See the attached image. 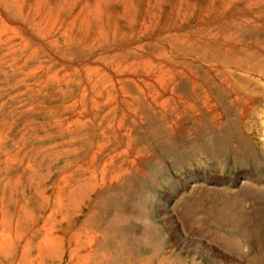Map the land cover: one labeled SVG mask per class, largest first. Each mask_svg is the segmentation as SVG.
<instances>
[{"label":"rangeland","instance_id":"obj_1","mask_svg":"<svg viewBox=\"0 0 264 264\" xmlns=\"http://www.w3.org/2000/svg\"><path fill=\"white\" fill-rule=\"evenodd\" d=\"M57 1L59 3L61 0ZM77 1L80 4L76 6L77 9L74 8V16H78L79 10L87 2ZM117 1L112 0L103 7V17L113 20L116 27L120 23L125 28L121 30L123 34H112L109 37L110 41L105 38L104 40L107 41H102L103 44L93 42V38L87 37L88 32L85 34L83 29L78 30L79 25L76 23L72 28L73 33L68 34L65 39L67 29L59 20L58 30L61 28L64 34L59 36L56 33L52 41L48 38L52 36L49 33L50 36L43 31L48 36L42 37L41 33L36 32L37 26L33 19L23 20V17L11 14L16 21L25 25L27 23L26 26L30 28L33 26V32L38 38L34 40L31 35H27L21 27L17 26V23H15L17 25L8 23L10 26L14 25L19 34L26 38L28 48L22 51L21 44L17 46L20 42L22 43L18 38L11 46L15 48L9 49L7 46L0 48V234L11 236L10 230L12 226H15L19 228L17 231L22 235L19 241L14 240L7 258L0 256V264H13L18 245L21 249L19 253L24 251L25 257L21 254L16 264L18 262L28 264V262L23 263L27 258L34 259L31 264H37L39 260L35 258L36 245L44 235L42 229L39 232L37 229L44 228L45 222H48L47 226L51 223L57 230L54 233L56 237H62L60 230L67 224L75 227L73 232L81 231L78 229L82 227L99 231L108 227L110 230L112 227L110 222L120 209L131 214L133 220L122 219L119 226L115 225L117 230L124 231L123 234H119L120 242L116 239L97 241L96 245L103 244L104 247L98 246V248L108 254L106 264L110 262L111 264H145L146 262L142 263L144 257L146 259L166 257L164 259H167L170 264H218L215 262L216 258L232 260L233 264H254L252 262H256L258 258L264 261V207L256 203L253 197L255 194L249 190L241 189L238 192L240 193L238 195L243 197V199L238 198L239 202L244 201L243 206L233 211V218L226 226L227 232L232 233L230 235L233 238L223 233L224 227H219L215 231L238 242L236 248L239 258L234 256L233 250L229 252L214 243V237L207 232L208 228L216 226L215 200L216 192L222 190V186H218L222 184L221 182L238 181L235 189L232 190L235 191L241 187L240 180L244 177L264 179V0H122L121 4L116 3ZM129 1L130 11L127 14L125 5ZM115 11V15L112 16L114 18H111L109 15ZM74 16L73 18L76 19ZM79 19L81 20V16ZM43 20L41 19L40 22ZM136 21L139 23L137 24ZM75 34L81 37V41L75 40ZM43 39L50 44L56 58H52L48 49L40 43ZM16 40L19 42L14 45ZM66 42L74 44L69 43L68 46ZM25 60L26 64H24ZM100 61L103 63L114 61L123 65L103 66ZM43 69L44 73L41 71ZM95 69L101 72L98 76L100 77L98 79H101L99 82L91 73ZM13 70H17L15 74ZM158 70L166 72L165 78L169 79V87L164 88L167 92L155 85L153 78L158 75H154L159 73ZM30 71L42 73L35 75ZM43 81L50 84L43 85ZM141 82H143L142 88L147 84L155 87H150L147 92L152 100L132 103L133 97L138 93L136 83L141 84ZM93 84L98 86L95 87ZM171 84L174 85L171 86ZM119 85L120 89L123 87L122 97L127 96L124 100L129 102L128 104L121 103L122 97L118 95L116 89ZM102 86L107 87L106 90H109L110 95H107L106 91L99 95L98 92ZM226 86L232 91L231 95L225 93ZM115 96L118 104H110L111 110L107 107L102 111H91L95 109L93 106L95 102L100 108L99 103H105V100ZM75 102H77L76 105ZM235 102L240 103L237 110L232 105L236 104ZM154 103L164 105L163 115L172 114L170 116L172 119H167L160 113L161 116H156L161 120L154 121L155 123L151 125L147 124L145 128L132 124L134 116L128 112L138 116L147 115ZM246 107L250 110L249 113L245 110ZM115 108L118 110L113 111L112 109ZM159 110L162 111V109L157 111ZM79 111L83 113L80 119L82 122L83 120L91 122L92 117H95L98 123L104 124L105 113L107 114L108 111L113 115L110 114V119L123 114L124 116L118 117L120 119L126 117L123 125L128 122L129 126L132 124L135 128L131 133L135 139L137 152L143 151L150 155L141 161L140 168H137L139 171L135 173L133 169L136 167L132 169V166L123 161L127 158L129 161L130 156L125 158L120 154L117 160L119 164L116 167L122 166L120 170L123 169V177L120 176L121 173L118 175V168L106 173L104 183L110 184L113 177L118 179L113 186H106L107 190L105 189L99 196L98 189H95L102 183L103 177L99 174L98 180L94 182L96 186L94 191L87 194L88 197H84L85 201L81 200L83 202L80 201V203L78 201L81 191H77V188L83 184H81L82 181H76L83 177L84 169L91 160V148L99 149L105 143L99 136H92L91 131L94 129L88 125L81 133L82 135L76 136V141L72 144L73 134L70 136L65 131L70 129L68 124L72 122L71 120H76L72 119L76 118L72 117L73 113H79ZM182 116H185L187 120L183 125L185 130L178 129L175 131L178 136L173 138L170 135L169 138L165 128L167 125H179L175 119H182ZM69 117H72L71 120ZM157 126L160 127L156 130ZM151 130L155 131V134L152 131L153 135H150ZM147 131L150 136L147 135ZM157 131L159 134H156ZM125 132L128 136L127 130L123 131L122 135L126 136ZM246 133L250 140L245 137ZM85 136L89 139L85 140ZM120 140H123L125 147L130 144L127 137ZM102 143L104 145H101ZM112 148L115 151L120 150V147L116 148V145ZM107 154L109 155L110 152L108 151ZM100 170L101 167L99 173ZM69 175L71 178H68ZM62 177L64 181L59 180ZM197 179L202 182H199L198 186L202 189H196L200 197L197 195L194 200L181 201L177 205V213L172 215L174 223L166 221L163 204H171V201L178 197V191L184 183L195 182ZM72 188L76 190L73 191ZM200 190H202L201 193ZM59 192L61 199L65 201V206L72 203L69 202L70 197L77 203V207L71 208L70 212L63 209V213H67L64 215H69L65 220L57 216V213L53 219L48 218L53 211L56 212L55 202ZM245 197L247 199L244 200ZM100 201H103V208H99ZM262 201L264 202V199ZM94 204L98 207L95 208L97 212L101 213L96 218L92 217L89 211ZM109 205L111 209L118 207V210L111 212L110 209L108 212ZM257 207L261 215L253 211ZM207 212H211L212 215L209 216ZM205 216L209 218V221ZM255 217L258 221L253 220ZM191 218L194 222L190 221ZM234 218L236 220L233 222H239L237 226L230 224ZM195 219L202 221H199L200 225ZM142 239L146 242L149 240L152 250L145 248ZM203 246L215 250L212 260L206 258L204 253H200L201 250L212 254L205 251L208 249ZM83 254L85 255V252ZM61 255L63 254H60V257ZM242 256L251 262L241 260ZM22 257L25 259L23 260ZM64 257L65 254L61 259L56 257L47 259L44 264H68L70 260ZM115 259L118 261L114 263Z\"/></svg>","mask_w":264,"mask_h":264},{"label":"bare ground","instance_id":"obj_2","mask_svg":"<svg viewBox=\"0 0 264 264\" xmlns=\"http://www.w3.org/2000/svg\"><path fill=\"white\" fill-rule=\"evenodd\" d=\"M81 1H83V3H85L84 1H87L86 2V4L85 5H83L82 7H81V10H79V12L80 13H78V16H74V14H75V9H77L76 8V6L78 5V3H79V1H77V0H61L59 3H58V1L57 0H0V48L2 47V46H7V47H9V49L10 48H15L14 46L13 47H11L12 46V44H13V41L16 39V38H18L19 39V41L21 40L22 41V43L20 42L18 45H17V43L19 42L18 40H16V42H14V43H16V44H14V45H17V46H19L20 44V49L22 50V51H25V49L26 48H28V46H27V44H26V38L25 37H22V35H20L19 34V32H18V30H17V28L14 26V25H11V26H14V27H11L10 26V24H8V23H13V24H15V23H17V24H15V25H17V26H19V27H21L23 30H24V32L27 34V35H31L32 36V38L34 39V40H37V38H38V36L33 32L34 31V28H33V26H32V28H30V27H28V26H26L27 25V23H26V25L24 24V23H22V22H20V21H16L14 18H12L11 17V14H14V15H17V16H19V17H23V20H25L26 18H31V19H33L36 23H35V25L37 26V31L36 32H39V33H41L40 35L42 36V37H47L49 34L50 35H52L51 37H48V38H54L55 39V37H56V33H58V35L59 34H64V32H62L61 31V28L58 30V27H57V22H58V20L60 21V23L63 25V27L64 28H66L67 29V31L65 32V35L66 36H64L65 37V39H67V35L68 34H72L73 33V26L75 25V23L76 24H78L79 25V29L78 30H82L83 29V31H85V34H86V32H88L87 34V37L89 38V37H91V39L93 38V42H97V44H98V42H101L102 43V41L103 42H105V41H107V40H104L105 38L106 39H109V37L110 36H112V34H114L115 33V35H119V34H123V32H121V30H123V28H125V27H123V26H121L120 25V23H119V26L118 27H116L115 26V24H114V21L113 20H108V19H106V18H104L103 17V15H104V9H103V7L107 4V0H81ZM111 1L112 0H109L108 1V4L109 3H111ZM117 1V0H116ZM120 1L122 2V0H118L116 3H119V4H121L120 3ZM135 1V0H134ZM229 2V1H228ZM80 4V3H79ZM89 4H91V5H89ZM107 4V5H108ZM129 4H131L130 3V1L128 2V4L127 5H125V11H126V13L127 14H129V11H130V6H128ZM55 5H57V6H55ZM106 5V6H107ZM134 5V4H133ZM79 6V5H78ZM105 6V7H106ZM9 7V8H8ZM43 7V8H42ZM8 8V9H7ZM10 8H11V11H13V13H11V11H10ZM75 8V9H74ZM7 9V10H6ZM136 9V8H135ZM150 9V8H149ZM14 10H16V11H14ZM66 10H69V11H66ZM132 10V9H131ZM10 13H9V12ZM43 11H45V12H43ZM118 12V11H117ZM149 12V11H148ZM115 13H116V11L114 12V13H112L111 12V14L109 15V16H111V18H114V17H112V16H114L115 15ZM135 13V12H134ZM133 13V14H134ZM145 13H147V12H145ZM42 14H43V16H45V17H43L42 16ZM14 15H12V16H14ZM73 16L74 17H76V19L75 18H73ZM81 16V20L79 19V17ZM4 17L6 18V19H4ZM43 17V18H42ZM129 17V16H128ZM110 18V19H111ZM41 19L43 20L42 22H40L41 21ZM120 19V18H119ZM123 19V18H122ZM6 20H7V22H6ZM22 20V21H23ZM32 20V21H33ZM126 20V19H125ZM63 21V22H62ZM24 22V21H23ZM137 22V21H136ZM116 23V22H115ZM139 23V21L137 22V24ZM145 23V22H144ZM32 24V23H31ZM101 25H104V26H101ZM117 25V24H116ZM36 26H35V28H36ZM146 26V25H145ZM18 27V28H19ZM75 27V26H74ZM114 29V30H113ZM137 29V28H136ZM150 29V28H149ZM132 30V29H131ZM43 31H45V32H47V34H44V32ZM52 31V32H51ZM114 31V32H113ZM51 32V33H50ZM77 32V31H76ZM24 33V34H25ZM144 33H146V31L144 32ZM83 34V33H82ZM85 34H84V36H85ZM47 35V36H46ZM49 35V36H50ZM80 35V34H79ZM60 36V35H59ZM69 36H71V35H69ZM73 36V35H72ZM81 36V35H80ZM23 38H24V40H23ZM74 38H75V40L76 41H81V37L79 38V36H78V34L76 35L75 34V36H74ZM85 38V37H84ZM54 39H52V41L54 40ZM74 40V41H75ZM88 40V39H87ZM86 40V41H87ZM91 41V40H90ZM109 41H110V39H109ZM123 41V40H122ZM57 43H58V40L56 41ZM55 42V43H56ZM92 42V43H93ZM40 43H42V45H44L45 47H46V49H48V52H50V56L52 57V58H56L55 57V54L53 53V51H52V47L50 46V44H48V43H46L45 41H44V39L43 40H41V42ZM53 43V42H52ZM57 43H56V45H57ZM69 43H72V42H66V44L68 45ZM78 43H80V42H78ZM72 44H74V43H72ZM72 44H71V46H72ZM82 44H84V42H82ZM96 44V45H97ZM103 44V43H102ZM112 44V43H111ZM70 45V44H69ZM68 45V46H69ZM99 46V45H98ZM6 47V48H7ZM264 47V46H263ZM31 49V48H30ZM16 50V49H15ZM30 51V50H29ZM8 52V51H7ZM9 53H11L12 54V52H9ZM8 54V53H7ZM13 54H15V53H13ZM32 54V53H31ZM8 55H10V54H8ZM35 55V54H34ZM26 57V56H25ZM30 57H32V56H30ZM13 59V58H12ZM32 59V58H31ZM52 60H54V59H52ZM58 60V59H57ZM112 60V59H111ZM117 61V60H116ZM26 60H25V63L24 64H26ZM59 62V61H58ZM100 63L103 65V66H105V65H121L120 63H117V62H107V63H103V61L101 62L100 61ZM155 63V62H154ZM118 65H117V67H118ZM123 65V64H122ZM121 65V66H122ZM114 66V67H115ZM20 67V66H19ZM22 67V66H21ZM113 67V68H114ZM133 67V66H132ZM152 67V66H151ZM120 68V67H119ZM47 69V68H46ZM111 69H112V67H111ZM113 70V69H112ZM115 70H116V68H115ZM121 70V69H120ZM156 70V69H155ZM229 70V69H228ZM16 71L17 70H13L12 72L15 74L16 73ZM43 73H44V69L43 70H41ZM41 71H39V72H37V73H35L34 71H30V72H34L35 73V75H41ZM47 71V70H46ZM45 71V72H46ZM109 71V70H108ZM118 71H119V69H118ZM159 71V73H154V75L155 74H158L156 77H154L153 78V80H154V82H155V85L156 86H158V87H161V88H163V90H166V89H164L166 86H168L169 87V84H168V80L169 79H167V78H165V73H164V71H162V70H158ZM230 71V70H229ZM228 71V72H229ZM157 72V71H156ZM228 72H225V73H227V74H229ZM28 73H29V71H28ZM27 73V74H28ZM91 73H93V75H95L96 77H95V80L97 79L98 81L97 82H99V81H101V79L99 80L98 78H100V77H98V76H100V74H101V72L99 71V70H97V69H95V70H92V72ZM116 73V72H115ZM120 72H118V74H119ZM230 73H232V72H230ZM54 74H57V73H54ZM53 74V75H54ZM233 74V73H232ZM116 75V74H115ZM124 75V74H123ZM169 75V74H168ZM220 75V74H219ZM55 76V75H54ZM116 76H118V75H116ZM39 77V76H38ZM44 77V76H43ZM48 77V76H47ZM50 77V76H49ZM51 77H53V76H51ZM50 77V78H51ZM58 76H56V78H57ZM217 77V76H216ZM41 78V77H40ZM66 78V77H65ZM104 78H105V76H104ZM54 79V78H53ZM53 79H51V80H53ZM171 79V78H170ZM36 80V79H35ZM91 80V79H90ZM172 80V79H171ZM58 81V80H57ZM225 81V80H224ZM104 82H106V81H104ZM137 82V81H136ZM43 85H45V83H47V82H44L43 81ZM62 83V82H61ZM65 83H66V81H65ZM175 83V82H174ZM230 83V82H229ZM47 84H50V83H47ZM67 84V83H66ZM98 84V83H97ZM103 84V82L101 83V85ZM108 84V83H107ZM123 84V83H122ZM147 84V83H146ZM168 84V85H167ZM194 84V83H193ZM43 85H40V86H43ZM94 85V84H93ZM143 85V82H141V84H137L136 83V86H137V89H138V93L133 97V99L134 100H132V103H137L138 101H144V100H146V101H149V102H151V100H152V98L148 95V91H149V88L150 87H152V88H155L153 85H151V84H147L144 88H142L141 86ZM174 84H171V86H173ZM176 85V84H175ZM220 85H222V84H220ZM264 85V84H263ZM29 86V85H28ZM48 86V85H47ZM56 86V85H55ZM95 87H97L98 85H94ZM106 86V85H105ZM112 86H113V83H112ZM111 86V87H112ZM63 87V86H62ZM121 87H122V85H121ZM167 87V88H168ZM178 87V86H177ZM176 87V88H177ZM100 88V87H99ZM104 88V86H102V89ZM109 88V87H108ZM113 88H115V87H113ZM175 88V87H174ZM187 88V87H186ZM223 88H225V87H223ZM226 88H227V86H226ZM225 88V89H226ZM35 89V88H34ZM101 88H100V90H99V95L100 94H102V93H104L105 91L107 92H105L107 95L109 94L108 92H109V90H106L107 89V87L106 88H104V90H102ZM110 89V88H109ZM116 89H117V93H118V95L119 96H123L122 95V92H123V87L120 89V85H119V88L118 87H116ZM169 89V88H168ZM194 89V88H193ZM122 90V91H121ZM155 90V89H154ZM163 90H161V91H163ZM170 90V89H169ZM38 91V90H37ZM159 91V90H158ZM225 91V90H224ZM234 91H236V90H234ZM115 92V91H114ZM150 92H151V90H150ZM160 92V91H159ZM166 92H167V90H166ZM170 92H171V90H170ZM174 92H175V90H174ZM232 91L229 89V88H227V91H225V93L226 94H232L231 93ZM82 93V92H81ZM117 93H115L116 94V96H117ZM171 94H172V92H171ZM64 95V94H63ZM81 95V94H80ZM110 95V94H109ZM129 96L130 95H132V94H128ZM134 95V94H133ZM152 95V94H151ZM111 96H112V94H111ZM116 96L115 97H112V98H108L107 100H105L106 102L105 103H99L101 106H100V108L98 107V105L96 104V102L94 103V105L93 106H95L94 108V110H92L91 109V111H95V110H98V111H102V110H105L107 107V109H110L111 110V108H110V106H112V105H110V104H112V103H117L118 104V102L116 101ZM124 97H127L126 95L124 96ZM124 97H122V99H121V103L123 104V103H127V101L126 100H124ZM155 97V96H154ZM177 97V96H176ZM45 98V97H44ZM83 98V97H82ZM81 98V99H82ZM101 98V97H100ZM99 98V99H100ZM102 98H103V96H102ZM119 98V97H118ZM95 98H93V100H94ZM131 99V98H130ZM86 99H84V101H85ZM90 100H91V98H90ZM156 100V99H155ZM81 101H83V99L81 100ZM80 101V102H81ZM125 101V102H124ZM134 101V102H133ZM175 101V100H174ZM232 101V100H231ZM78 102V101H77ZM77 102H75V105L77 104ZM153 102V101H152ZM171 102V101H170ZM82 103V102H81ZM80 103V104H81ZM129 103V102H128ZM127 103V104H128ZM146 103H148V102H146ZM171 103H173V102H171ZM176 103V102H175ZM236 104H232L233 105V108L235 109L236 108V110L238 109V107L240 106L237 102H235ZM74 104V103H73ZM92 104V103H91ZM131 104V103H130ZM140 104V103H139ZM145 104V103H144ZM166 104H169V103H166ZM165 104V105H166ZM181 104H183L182 102H181ZM97 105V106H96ZM141 105V104H140ZM139 105V106H140ZM146 105V104H145ZM174 105H176V104H174ZM40 106V105H39ZM125 106V105H124ZM148 106H149V104H148ZM163 106L164 105H162V104H160V105H157V104H152L151 105V108H150V112H148L147 113V115H143V116H138V115H136V114H132L131 112H128V113H130L132 116H134V119H133V123L132 124H136V125H138V126H141V127H143V128H145V126H147V124L148 125H151V123L153 124V123H155L154 121H159V119L160 118H157V116L156 115H158V116H161L160 115V113H162L163 111H164V109H163ZM167 106V105H166ZM205 106H207V104L205 105ZM91 107H92V105H91ZM150 107V106H149ZM72 108V107H71ZM166 108V107H165ZM206 108V107H205ZM70 109V108H69ZM117 108H115V109H112L113 111L114 110H116ZM158 109H162V111H157ZM118 110V109H117ZM137 110H139V109H137ZM146 108H145V112H146ZM167 110V109H166ZM165 110V111H166ZM245 110L249 113V109L246 107L245 108ZM88 111H90V110H88ZM90 111V112H91ZM204 111V110H203ZM211 111V110H210ZM58 112V111H57ZM142 112H143V110H142ZM112 112H107V114L105 113V117H104V119H106V122H105V124L103 123V122H101V123H98L99 121H97L96 119H95V117L93 118L92 117V121L91 122H84V120H83V122L80 120L81 119V116H82V114L83 113H81L80 111H79V113H73V116L72 117H76V118H72V119H76L75 121H73V120H71V118H70V120L72 121L71 123H69L68 124V127H70V129L68 128V130L67 131H65V132H68L69 133V135L71 136L72 134V136H73V139H72V144L76 141V136L78 135V134H81L83 131H84V129L85 128H87V126L88 125H91V127L90 128H93L94 130L93 131H91V132H93V137H96V136H99L100 138H101V140L103 139V143H105V145L102 143L101 145H104V146H101L99 149H96L95 147H92L91 148V152H92V155H91V160L87 163V168L86 169H84V175H83V177L81 178V179H79V180H77L76 182H81V184H83V185H81L79 188H77V191H81V197L79 198V203H80V201L81 200H84V197L85 198H87L88 196H87V194H90L91 193V191H94L93 189H94V182H96L95 180H98V175L100 174H102V183H101V186H95L96 188L95 189H98V192H97V195L98 194H100L99 196H101L102 194H103V192H104V190L106 189V186H113L114 185V182H116V180L118 179V178H116L115 179V177H113V179H112V181H111V183L109 184H107V183H104V176H105V174L107 173L108 174V172H110L112 169L113 170H116L118 167H116V165L117 164H119V163H117V160H118V157L120 156V154L123 156H125V158L128 156H130V160L128 161V158L127 159H125L124 157V159L125 160H123L124 162H126L129 166H132V169H133V167H136V168H134L133 170H134V172L135 173H137L138 171H139V169H137L139 166H140V164H141V161H144L147 157H148V153H146V152H143V151H139V152H137V148H136V144H135V139H134V137H133V135H132V133H131V131L132 130H134L135 128H134V126L132 125V124H130V126H129V123L127 122L125 125H126V127L124 128V126L125 125H123V123H124V121H126L125 119H126V117L124 118H122V119H120V118H118L119 116H124L123 114L122 115H119V116H115V119L113 118V117H111L112 119H110V114H111ZM209 113V112H208ZM207 113V114H208ZM243 113V112H242ZM112 115V114H111ZM126 115H128V114H126ZM162 115H163V113H162ZM172 115V114H171ZM171 115H168V114H165V116L164 117H166L167 119H170V116ZM94 116H95V113H94ZM113 116V115H112ZM80 117V118H79ZM99 117V116H98ZM138 117H140V119H138ZM164 117H161L162 118V120H165L164 119ZM68 119V118H67ZM99 119H100V117H99ZM120 119V120H119ZM166 119V120H167ZM172 119V118H171ZM170 119V120H171ZM101 120H103V118H101ZM161 120V119H160ZM175 120H177L176 122H178L179 123V125H176V124H172L171 126L170 125H167V127L165 128V131L167 132V134H168V136H169V138H170V135H172V137L173 138H176L177 136H178V133H175V131H177L178 129H181V130H183V125H184V123H186V119H185V116H182V119H175ZM58 121V120H57ZM104 121V120H103ZM131 121V120H130ZM129 121V122H130ZM60 122V121H59ZM162 123H163V121H161ZM160 122V123H161ZM165 122V121H164ZM55 123V122H54ZM56 123H58V122H56ZM166 123H170V122H168V121H166ZM173 123V122H172ZM63 124V123H62ZM123 125V126H122ZM158 125V124H157ZM242 125H244V124H242ZM64 126H66V125H64ZM154 126H155V124H154ZM161 126V128H162V125H160ZM160 126H157L158 128H156V130L157 129H159V127ZM132 127V128H131ZM136 127V126H135ZM151 127H153V126H151ZM151 127H150V129H151ZM245 128V131L247 130L246 129V127H244ZM59 129V128H58ZM65 129V128H64ZM64 129H62L63 130V132H64ZM66 129H67V127H66ZM153 130L155 129V128H152ZM163 129V128H162ZM125 131V130H127V131H129V133H128V136H127V134H126V132H125V135L126 136H123L122 135V133H123V131ZM153 130H151V134L150 135H153L152 134V131ZM185 130V129H184ZM183 130V131H184ZM165 131H164V133H165ZM244 131V132H245ZM64 132V133H65ZM145 132H146V130H145ZM155 131H153V133H154ZM159 131H157L156 132V134H159L158 133ZM140 133H142V132H140ZM147 133H148V131H147ZM155 134V133H154ZM166 134V133H165ZM166 134V135H167ZM174 134V135H173ZM66 135V134H65ZM82 135V134H81ZM148 136H150L149 135V133L147 134ZM63 136V135H62ZM158 136V135H157ZM250 136V135H249ZM123 137H127L128 139H129V142H130V144H127V146L125 147L124 146V143H123V140H120V138H123ZM245 137H247V138H249L248 136H247V133H246V135H245ZM150 138V137H149ZM152 138H154V137H152ZM89 139V137H86L85 136V140H88ZM1 140V139H0ZM95 140V139H94ZM96 140H98L97 138H96ZM125 140V139H124ZM127 140V139H126ZM249 140H250V138H249ZM102 142V141H101ZM128 142V141H127ZM128 142V143H129ZM158 142H160V141H158ZM95 143V142H94ZM99 143V142H98ZM98 143H96V144H98ZM167 143V142H166ZM92 144V143H91ZM61 145H62V143H61ZM98 145H100V144H98ZM113 145H116V148H119L120 147V150L118 149V151H115V150H113V148H112V146ZM121 145H123L122 147H124V148H122L121 147ZM63 146V145H62ZM92 146V145H91ZM95 148V149H94ZM136 148V149H135ZM72 150H74V149H72ZM110 152V154L108 155L107 154V152ZM68 152V151H67ZM114 152V153H113ZM90 157V156H89ZM149 157H150V155H149ZM76 158V157H75ZM79 158V157H78ZM82 158V157H81ZM107 158V159H106ZM87 159H89V158H87ZM155 159V158H154ZM98 161H100V162H102V164H99V162ZM80 163V162H79ZM84 164H85V162H84ZM121 164V163H120ZM130 164H132V165H130ZM74 165H76V164H74ZM154 165V164H153ZM78 166V165H77ZM120 166V165H119ZM125 166V165H124ZM100 167H101V170H100V173H99V169H100ZM122 167V166H121ZM121 167H119L117 170L119 171V173H118V175L120 174V176H122L123 177V175H122V170H120L121 169ZM140 168V167H139ZM67 169V168H66ZM67 171V170H66ZM71 171V170H70ZM69 171V173H71ZM67 173V172H66ZM68 173V174H69ZM74 173V172H73ZM126 173H128V172H126ZM125 173V174H126ZM142 173V172H141ZM141 173H140V176H141ZM60 174V173H59ZM76 174H78V173H76ZM66 175V174H65ZM127 175V174H126ZM79 176H81V175H79ZM117 177V176H116ZM125 177V176H124ZM68 178H71V175H69L68 176ZM62 179H64L63 177L62 178H60L59 180H61V181H64V180H62ZM66 182V181H65ZM199 182H200V180L199 179H197V180H195V182H190V183H188V182H186V183H184V185H182V187L179 189V191H178V197L176 198V197H174V198H176L175 200H173V201H171V204H163V206H162V209L164 210V213L166 214V215H164V217H165V219H166V221L168 220L170 223H174V221H173V219H172V215L174 214L175 215V213H177V205H179V203L181 202V201H186V202H188V201H190V200H194L196 197H197V195L199 194V193H197V191H196V189L198 188V186H199ZM75 183V182H74ZM118 183V182H117ZM200 183H202V182H200ZM222 184L221 185H218V186H222V190L221 191H217L216 192V200H215V202H216V211H217V216H216V220H215V224H216V226L215 227H211V228H208L209 230L207 231L208 233H211V237H214V239L216 240V242H215V240H214V243H216V244H218L220 247H223V248H225L226 250H228L229 252H231L230 250H233V254H234V256L236 255H238V250H237V244H238V242L235 240H230V238H227L226 236H228V237H231V235H232V233H228L227 232V230L228 229H226L227 227V224H229V222H230V220L233 218V211L235 210V211H237V208L238 207H242L243 206V203H244V201H241V202H239V200H238V198L239 199H243V197H241V196H239L238 194H240V193H238L241 189H242V191L243 190H249L250 192H252L253 194H255L253 197H255V201H256V203H258L259 205H261L262 207H264V202L262 201V199H264V179H262V178H257V177H252V176H250V177H244L242 180H240V183H242L241 184V187H238V189L237 190H235V191H232V190H234L235 189V187H236V185H237V183H238V181H236V182H234V183H225V182H221ZM120 185V184H119ZM200 185H202V184H200ZM240 185V184H239ZM76 186V185H75ZM60 187V186H59ZM234 187V188H233ZM67 188V187H66ZM109 188V187H108ZM220 188V187H219ZM56 189H57V187H56ZM198 189H202V188H198ZM59 190H61V188H59ZM71 190H76V188H72ZM71 190H69L70 192H71ZM107 190V189H106ZM201 191L202 190H200V193H201ZM128 193H129V191H128ZM204 193V192H203ZM202 193V194H203ZM252 193H250V194H252ZM60 194V192L58 193V195ZM221 194H225V195H221ZM57 195V199H56V207L58 208H56V212L55 211H53V213L50 215V216H48V218H51L52 217V219L54 218V216H55V214L57 213V216L59 215V216H61L62 217V219H66L67 218V216L69 217V215H64V214H67V213H63V209H66V211H68L69 210V212L70 211H72L71 210V208H74V207H77V203H76V200H73L71 197H70V199H69V202H72L69 206H67L68 204H66V206H65V201H63L62 199H61V195H59L58 196ZM206 195H208L207 193H206ZM205 195V196H206ZM199 196V195H198ZM209 196V195H208ZM186 197V198H185ZM200 197V196H199ZM201 197H202V195H201ZM66 198V197H65ZM112 199V198H111ZM204 199V198H203ZM245 199H247V197H245L244 198V200ZM177 200H178V203H177ZM237 200V201H236ZM85 201V200H84ZM124 201V200H123ZM134 201V200H133ZM198 200H196V202H197ZM199 201H201V200H199ZM235 201V202H234ZM81 202H83V201H81ZM94 202V201H93ZM193 202V201H192ZM202 202V201H201ZM95 203H97V201L95 202ZM190 203V202H189ZM82 204V203H81ZM122 204V203H121ZM192 204V203H191ZM195 204V203H194ZM219 204L221 205L220 207H219ZM79 205V204H78ZM126 205H128V204H126ZM188 205V204H187ZM103 208V201H100V205H99V208ZM190 207V206H189ZM193 206H191V208H192ZM95 208H98L97 206H95V204H94V206H93V208L91 209V210H89V211H91V215H92V217H97L99 214H101L100 213V211L99 212H97V210L95 209ZM179 208V207H178ZM183 208V207H182ZM187 208V207H186ZM244 208V207H243ZM76 209V208H75ZM110 209H111V206L109 205L108 206V212L110 211ZM116 209V210H115ZM112 208L111 209V212H113L114 210V212H116L117 210H118V207L117 208ZM181 209V208H180ZM192 210V209H191ZM196 210H198V209H196ZM196 210H194V211H196ZM253 211H256V212H259L260 211V209L257 207V208H255ZM120 212H121V214H120ZM160 212V211H159ZM162 212V211H161ZM180 212V211H179ZM184 212V211H183ZM164 213H162V214H164ZM187 213H189V212H187ZM192 213H194V212H192ZM208 213V215L209 216H211L212 215V213L211 212H207ZM207 213H205V214H207ZM108 214V213H107ZM161 214V215H162ZM131 215V214H130ZM124 209H120V210H118L116 213H115V215H114V217H113V219L111 220V224H112V227H111V229L109 230V228L108 227H106V229L105 230H102V231H99V230H97V229H90V230H88V229H84L83 227H82V229H78V230H81V231H79V232H73V230L75 229V227H73V226H69L68 224L67 225H63L62 226V228H61V230H60V232L62 233V237H56L55 236V234L54 233H56L55 232V228L53 227V225H51V223H50V225L49 226H47V224H48V222H45V227L43 228H39V229H37V231L39 232V231H41L40 229H42L43 231H44V235H43V237L41 238V241L36 245L37 247H36V250H37V253H35L36 254V259L37 260H39V262L37 263V264H44L45 262H47L46 260L47 259H54V257H56V258H59V259H61V257L65 254V257L66 258H68L69 260H70V262L68 263V264H106L107 262H108V259H107V257H108V254H106L104 251H102V250H100L99 248H98V246L100 247V248H104L102 245H96L97 244V241L98 240H100V239H102V240H104V241H108V240H110V241H113L114 239H116L117 240V242H120L121 241V239H120V237H119V234H123V230L122 231H119V230H117L116 228H115V225H118L119 226V224H121L122 223V219H125V220H127V221H132L133 219V216H130ZM173 215V216H174ZM259 215H261L260 214V212H259ZM66 216V217H65ZM79 216V215H78ZM111 216V215H110ZM179 216H180V214H179ZM181 216H182V213H181ZM190 216V215H189ZM192 216V215H191ZM190 216V217H191ZM100 217V216H99ZM106 217V216H105ZM104 217V218H105ZM195 217V216H194ZM188 218V217H187ZM205 218H206V220L207 221H209V218L208 217H206L205 216ZM61 219V221L63 222V220ZM181 218H179V220H180ZM103 220V219H102ZM178 220V221H179ZM182 220V219H181ZM189 220V219H188ZM196 220V223L197 224H199V223H201L202 221L201 220H198V219H195ZM234 220H236L235 218L231 221V225H233V226H237L238 224H239V222H233ZM254 221H258L257 220V218L255 217L254 219H253ZM48 221V220H47ZM67 221V220H66ZM90 221V220H89ZM165 221V220H164ZM184 221H187V220H184ZM184 221L183 222H181L182 223V225L184 224ZM190 221H193L194 222V220L191 218V220ZM199 221H201V222H199ZM51 222V221H50ZM137 222V221H136ZM193 222H191V224L193 223ZM60 223V222H59ZM69 223H71L70 222V220H69ZM95 223H96V221H95ZM100 223V222H99ZM186 224H187V222H185ZM195 223V224H196ZM7 224V223H6ZM92 224V223H91ZM91 224H89V225H91ZM124 224V223H123ZM190 224V223H189ZM214 224V225H215ZM98 225V224H97ZM103 225V224H102ZM140 225V224H139ZM194 225V224H193ZM200 225V224H199ZM260 225V224H259ZM35 226H37V225H35ZM107 226V225H106ZM108 226H110V225H108ZM33 227V226H32ZM61 227V226H60ZM66 227H69L68 229H65ZM184 227V226H183ZM223 228L224 227V230H223V233L226 235H223V234H220L219 232H215L216 231V229H218V228ZM11 228V227H10ZM57 228V227H56ZM58 228H59V226H58ZM57 228V229H58ZM102 228V227H101ZM19 228H16L15 226H12V228H11V236H9V234L7 235V234H0V256L1 257H5V258H7L10 254H9V251H10V249H11V245L14 243V240H17V241H19V238H21L22 237V235L18 232L19 230H18ZM144 229H145V227H144ZM258 229H259V227H258ZM18 230V231H17ZM232 231H233V229H231ZM36 231V232H37ZM57 231V230H56ZM257 231V230H256ZM4 232V231H3ZM73 232V233H72ZM231 232V231H230ZM231 234V235H230ZM237 234V233H236ZM259 234V233H258ZM20 235H21V237H20ZM13 236V237H12ZM201 236V235H200ZM206 236V235H205ZM11 237L13 238V242H12V240H11ZM60 238V239H59ZM162 238V237H161ZM203 238V237H202ZM210 238V237H209ZM231 238H233V237H231ZM236 238V237H235ZM61 239H62V241H61ZM143 240V242H144V246H145V248L146 249H149V250H152L150 247H151V245L148 243V241L146 242L144 239H142ZM213 240V239H212ZM12 242V243H11ZM25 242V241H24ZM122 242H124V241H122ZM212 242V241H211ZM127 243V242H126ZM151 243V242H150ZM197 243V242H196ZM64 244V245H63ZM163 244V243H162ZM194 244V243H193ZM26 245V244H25ZM106 245V244H105ZM120 245H122L121 243H120ZM257 245H258V243H257ZM16 246V245H15ZM29 246V245H28ZM126 246V245H125ZM17 247V246H16ZM26 247V246H25ZM62 247H64L63 249H64V252H63V249H62ZM109 247V246H108ZM203 247H205V248H207L208 249V246H203ZM245 247V246H244ZM18 248V249H17ZM16 249H17V251H16V253H15V256H14V262H13V264H16V262L20 259V255L22 254L23 255V252L24 251H22V253L20 254L19 252H20V245H18V247H17ZM29 248V247H28ZM110 248V247H109ZM143 248V247H142ZM255 248V247H254ZM117 249H118V247H117ZM185 249V248H184ZM190 249V248H189ZM26 250V249H25ZM60 250V251H59ZM106 250V249H105ZM115 250V249H114ZM125 250V249H124ZM202 250H204V249H202ZM260 250V249H259ZM205 251H208V252H211L212 254H209V253H206V252H204V251H201L200 250V253L202 254V253H204L205 254V256H206V258H208L209 260H212L213 259V255H214V253H216L215 252V250L213 249V248H210V249H208V250H205ZM240 251H243V250H240ZM60 252V253H59ZM61 252H63V253H61ZM85 252V255L83 254V253ZM120 252V251H119ZM193 252V251H192ZM197 252V254H199L198 253V251H196ZM188 253V252H187ZM60 254H63V255H61V257H60ZM25 255V254H24ZM23 255V257H25ZM59 255V256H58ZM157 255V254H156ZM200 255V254H199ZM239 255H241L240 254V252H239ZM201 256V255H200ZM204 256V255H203ZM22 257V259L24 260L25 258H23ZM64 257V258H65ZM197 257V256H196ZM238 257V256H237ZM109 258V257H108ZM164 258H166V257H162V258H143L142 260H144V261H142L141 259H140V261H142V263L143 262H146L145 264H150L151 262H153V264H170L169 263V261L167 260V259H164ZM170 258V257H169ZM239 258V257H238ZM241 258V257H240ZM30 258H27L26 260H25V262H23V263H26V262H28V264H31V262L34 260H29ZM35 259V260H36ZM63 259V258H62ZM252 259V258H251ZM28 260V261H27ZM172 260V259H171ZM182 260V259H181ZM241 260H245V261H249V262H251L250 260H248V258H243V256H242V259ZM5 261V260H4ZM111 261V260H110ZM118 261V259H115V261H114V263L115 262H117ZM180 261V260H179ZM196 261V260H195ZM22 262V261H21ZM125 262V261H124ZM215 262L216 263H218V264H233V261L232 260H227V259H218V258H216L215 259ZM55 263V262H54ZM241 263V262H240ZM252 263H254V264H264V261H263V259H261V258H258V259H256V262H252ZM18 264H21L20 262H18ZM33 264V263H32ZM110 264H111V262H110ZM125 264V263H124ZM249 264V263H248Z\"/></svg>","mask_w":264,"mask_h":264}]
</instances>
